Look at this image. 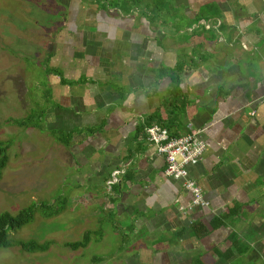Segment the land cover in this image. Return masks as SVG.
<instances>
[{"label":"crops","instance_id":"0c3cea01","mask_svg":"<svg viewBox=\"0 0 264 264\" xmlns=\"http://www.w3.org/2000/svg\"><path fill=\"white\" fill-rule=\"evenodd\" d=\"M62 1L28 52L53 69L45 121L72 135L62 163L79 162V188H107L106 210L132 222L134 245L154 258L264 264V0H169L167 12L144 1L127 13ZM154 117L175 137L202 130L190 174L208 209L185 212L189 192L145 133Z\"/></svg>","mask_w":264,"mask_h":264},{"label":"rangeland","instance_id":"374dc122","mask_svg":"<svg viewBox=\"0 0 264 264\" xmlns=\"http://www.w3.org/2000/svg\"><path fill=\"white\" fill-rule=\"evenodd\" d=\"M65 11L62 0H0V140L11 142L0 181V214L17 215L38 206L32 223L10 232L12 247L0 248V264H197L143 253L133 243V223L106 210L109 190L94 184L90 190L79 188V162L65 166V150L57 139L70 140L72 135L59 130L54 134L45 121L48 106H57L45 96L53 69L41 53L31 57L28 52L49 34L46 20ZM27 118L32 124L40 122L44 131L13 123ZM43 203L57 208L59 215L46 218L39 209ZM87 232V248L73 251L66 246L82 241ZM30 240L50 243L48 251H24L20 244ZM143 245L152 249L146 241Z\"/></svg>","mask_w":264,"mask_h":264},{"label":"trees","instance_id":"16d2710c","mask_svg":"<svg viewBox=\"0 0 264 264\" xmlns=\"http://www.w3.org/2000/svg\"><path fill=\"white\" fill-rule=\"evenodd\" d=\"M95 1H98L100 3L102 2L105 4L108 2L111 6L118 8L122 13H127L136 8H140L141 2L144 1L153 3L154 7L156 8V11L167 12L169 11V3H170L169 0H95ZM177 79L176 82H178ZM176 93H177L176 91H172V96H175ZM29 118L25 120H14L13 123L21 128H27V129L33 128V129H38L40 131H44L45 127L40 122L32 124ZM156 119H158V117L150 118L148 122L145 124L146 127L155 123L165 127L162 123L158 122ZM53 133L56 134L55 131ZM57 140L59 143L66 145V147L68 148L72 141V137L70 140L63 138H58ZM10 145H11L10 141L0 140V181L2 179L4 170L7 168L9 164L10 158L8 153H9ZM37 208L38 206L34 204L31 207L21 210L17 215H12L11 213L8 212H4L0 214V248L12 247V242L10 241V232L17 231L32 223L34 221ZM39 209L42 215H44L46 218L58 216L60 213L57 208H53L49 204H45V203L40 205ZM195 232H196V237L201 239L208 235L209 229L203 225H199L195 227ZM90 237H91V233L87 232L83 237L82 241L66 243V246L71 248L73 251L85 249L88 247L90 243L89 242ZM20 245L22 246L23 250L26 252L44 253L48 251L50 243L40 244L37 241L30 240L28 242H22ZM194 263L204 264L201 260H196V262Z\"/></svg>","mask_w":264,"mask_h":264},{"label":"built area","instance_id":"2783aa9c","mask_svg":"<svg viewBox=\"0 0 264 264\" xmlns=\"http://www.w3.org/2000/svg\"><path fill=\"white\" fill-rule=\"evenodd\" d=\"M145 133L157 153L165 159L167 177L182 182L184 189L189 192L191 201L186 206L185 212L208 209L210 202L205 198L200 184L190 174V168L201 162L207 149L205 141L201 138L202 130L188 125L187 134L175 137L168 129L155 123L147 126ZM124 173V170L113 172L107 187L111 189Z\"/></svg>","mask_w":264,"mask_h":264}]
</instances>
